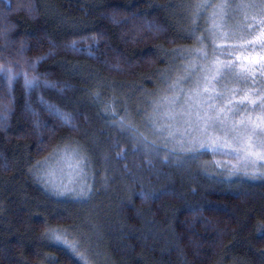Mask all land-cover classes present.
Returning <instances> with one entry per match:
<instances>
[{
    "label": "trees",
    "instance_id": "trees-1",
    "mask_svg": "<svg viewBox=\"0 0 264 264\" xmlns=\"http://www.w3.org/2000/svg\"><path fill=\"white\" fill-rule=\"evenodd\" d=\"M205 1L0 0V264H264V173L109 137L182 60L264 50V0H222L216 28ZM236 65L213 107L243 114L247 93L264 115L263 74ZM56 153L80 158V188L48 178Z\"/></svg>",
    "mask_w": 264,
    "mask_h": 264
},
{
    "label": "rangeland",
    "instance_id": "rangeland-1",
    "mask_svg": "<svg viewBox=\"0 0 264 264\" xmlns=\"http://www.w3.org/2000/svg\"><path fill=\"white\" fill-rule=\"evenodd\" d=\"M205 2L207 4L208 0ZM217 4L211 14L212 16L215 14L213 22L215 28L223 25V21L216 13L220 12V15H224L228 9V7L223 10L218 8L219 5L224 4L222 0L217 1ZM211 28L213 31V26ZM238 58L239 60L237 61H233L232 59L225 64L222 60L214 59L212 61L214 65L209 63L206 68L205 64H207V60L203 59L201 55L182 60L170 75L164 77L162 80L163 86L158 92H152L144 98H140L135 92L132 93V103L124 106L123 111L126 117L120 120L121 122H125V124L123 123L124 126L122 128L118 127V131H121L122 135H119L112 127L116 123H111V126L109 125L108 127L109 137H140L144 141H154L156 143L151 142L152 147L159 146L165 148L169 154L185 165L204 160L203 158L208 160V158L203 157V153L207 152L208 155L210 154L209 157L213 158L214 156V159L217 161H223L232 171L243 169L245 173H264V115L249 112L248 109H251L258 103L255 101L256 98H252L251 94L242 93L243 95L240 97V101H238L246 103L245 105L248 109L245 113L237 115V108L229 107L230 105L236 106L235 103L237 101L235 99L231 101L225 100V107L216 109L213 113V115L223 113V118L226 121L223 127L218 124L215 131L209 129L210 136L216 137L219 141L217 151L211 150L213 144L209 137H204L200 133H195L193 136H185V126L183 123L177 125L176 119H167L168 116H176L180 113L182 107L187 102L189 94L196 90L197 80H200V91L202 92L204 78L208 77L211 79L212 76H215L216 68L221 65L227 66L237 63L238 65L236 66L246 70V73L259 72L264 77V50L254 51L250 55H240ZM205 69H210V71L206 72ZM172 84H177V91H183L184 93L180 97V105L155 113L153 111L155 107L152 103L153 101L165 95H177L176 92L167 91V86ZM210 91L212 92V85ZM253 101L256 103L253 104ZM232 112H235V114L233 115ZM161 129L167 130L161 133ZM154 130L157 134H153ZM114 131L116 135L112 134ZM188 131H191V129H188ZM173 136H175V139H172ZM181 137H183L185 142V147L183 148L180 147ZM224 141L227 142L224 143ZM75 153L78 154L77 151ZM70 154H55L57 163L53 164L48 178L50 180L54 179L56 184H58V188L70 185L71 187L76 186L75 189H77L83 184L80 158L74 153ZM53 169L57 172H54Z\"/></svg>",
    "mask_w": 264,
    "mask_h": 264
},
{
    "label": "snow or ice",
    "instance_id": "snow-or-ice-1",
    "mask_svg": "<svg viewBox=\"0 0 264 264\" xmlns=\"http://www.w3.org/2000/svg\"><path fill=\"white\" fill-rule=\"evenodd\" d=\"M209 5H197V8H206ZM228 5L221 4L218 6L219 9L223 10L226 9ZM239 7H255L254 5H240ZM199 15V12L197 13ZM215 16V14H214ZM204 59H207V55L204 54ZM226 67L230 66H219L216 68V76H212L211 79L208 77L204 78V88L203 91H200V80L198 79L196 82V90L193 93H190L186 104L182 107L180 113H178L176 116H168L167 119L172 120L176 119L177 125L183 123L185 126V136H193L195 133H200L204 137H209L210 141L213 144L212 151H217L219 148V141L216 137L210 136L209 129H212L215 131L217 125L225 126L226 121L223 118V113H220L218 115H213V113L216 111V109L213 107V101L221 99V96L219 94H216L214 92L210 91L211 84L216 82L217 77L221 76L223 71ZM3 69L0 68V71ZM9 78H12L13 73L11 69L6 70ZM205 71H210V69H205ZM25 82L26 86H31L34 82L33 80H29L27 78V75L25 76ZM168 92H176L177 95L174 96H163L161 98H158L157 100L153 101L152 103L155 105L153 108V111L155 113L161 112L163 109H172L178 105H180V97L184 95L183 91H177V84H172L167 86ZM241 104L243 101L240 102ZM256 102L253 101V104ZM229 107L234 108L235 105H230ZM260 107L262 110H264V98L261 99ZM234 115L235 112H232ZM235 127V125H233ZM188 129H191V131H188ZM167 129H161L160 132L162 133ZM153 134H157L156 131H153ZM172 139H175V136L172 137ZM227 141H224L226 143ZM180 147H185V142L183 140V137H181V144ZM53 237L55 238L56 243L63 242L68 247L72 248L73 251H76L78 249V243L74 242L69 244L67 239H62V236L57 234L56 231H53L52 233Z\"/></svg>",
    "mask_w": 264,
    "mask_h": 264
}]
</instances>
